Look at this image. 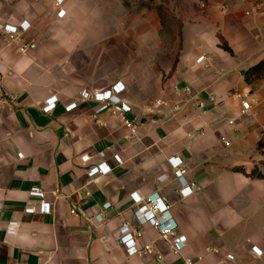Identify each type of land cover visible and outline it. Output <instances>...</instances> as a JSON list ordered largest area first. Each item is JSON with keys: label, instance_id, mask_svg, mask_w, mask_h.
Segmentation results:
<instances>
[{"label": "crops", "instance_id": "0c3cea01", "mask_svg": "<svg viewBox=\"0 0 264 264\" xmlns=\"http://www.w3.org/2000/svg\"><path fill=\"white\" fill-rule=\"evenodd\" d=\"M168 1L183 22L178 60L177 49L155 46L160 21L153 10L139 15L136 0H64L63 19L56 0H0V264H264V77H244L264 60V0ZM23 22L22 43L36 45L26 53L1 33ZM117 83L135 135L81 100ZM51 97L56 108L45 114ZM172 157L198 187L188 198ZM102 161L112 172L89 178ZM153 195L186 239L179 254L137 220L138 201ZM123 225L151 255L126 254Z\"/></svg>", "mask_w": 264, "mask_h": 264}, {"label": "built area", "instance_id": "2783aa9c", "mask_svg": "<svg viewBox=\"0 0 264 264\" xmlns=\"http://www.w3.org/2000/svg\"><path fill=\"white\" fill-rule=\"evenodd\" d=\"M64 0H56L55 6L58 9L57 17L63 19L66 15V11L62 9ZM30 29V24L28 22H23L19 26L5 25L1 33L7 43L21 42L22 52H28L32 49H35V44L22 43L21 36ZM205 61V57L202 56L197 60V63L201 64ZM125 90V87L122 83H117L108 90L100 91H84L81 94L82 101L94 100L101 104L100 108L96 111V116L106 110L113 111L114 116L122 123V125L129 130L132 135H135L138 131V123L136 119H131L129 114L132 113V108L125 103L120 95ZM190 88L185 87L181 93H190ZM13 101V98H10ZM212 102H216L215 98L210 99ZM58 102L57 97H51L46 100L45 105L42 108V111L45 114L53 112L56 108ZM204 103L200 102L199 107L204 108ZM77 108V103H72L66 107L67 112H71ZM252 109V105L248 103L246 107L242 110V113L245 114ZM98 122V121H97ZM99 123V122H98ZM101 159H105V153H100ZM19 158H23L22 154H19ZM114 161L118 165H123L124 162L119 155H114ZM171 166L175 170V175L179 180L180 190L179 193L181 197L188 198L193 195L195 190H198V187L195 183H190L185 179L186 170L184 169V163L182 159L177 157H172L169 160ZM112 172V168L105 162L92 166L87 175L89 178L94 179L98 176H106ZM29 197L31 199L39 200V212L42 214L51 213V205L45 200V192L40 188H33L29 192ZM139 208L136 212L137 220L142 224H149L155 228L162 239L169 242L172 246L173 252L179 254L183 251L185 247L186 239L185 237H180L177 235V225L175 221L167 214L169 211V206L166 205L165 201L160 198L158 195H153L146 200L138 201ZM36 209L33 207H28L25 209V213L34 214ZM74 214L75 211H72ZM97 220H100V216L97 217ZM137 237H140V233H133L128 225H123L120 230V242L124 246L126 254L129 257L140 255L148 256L152 254L150 248H139L137 247L136 240ZM210 249H208L209 251ZM203 259L202 256L197 258L198 261ZM234 257L229 255L228 260L233 261ZM184 264H193L191 258H185Z\"/></svg>", "mask_w": 264, "mask_h": 264}, {"label": "trees", "instance_id": "16d2710c", "mask_svg": "<svg viewBox=\"0 0 264 264\" xmlns=\"http://www.w3.org/2000/svg\"><path fill=\"white\" fill-rule=\"evenodd\" d=\"M154 1V0H153ZM169 1H163V5H158L156 7V12L160 21V24L163 27V30L166 31L168 34H172L173 38L177 40V57L180 53L181 42H182V27L183 22L178 19L174 13V10L170 8ZM224 48L229 50V48L224 45ZM244 77L246 82L251 83L258 79L264 77V60H262L259 64L252 67L248 71L244 73Z\"/></svg>", "mask_w": 264, "mask_h": 264}, {"label": "rangeland", "instance_id": "374dc122", "mask_svg": "<svg viewBox=\"0 0 264 264\" xmlns=\"http://www.w3.org/2000/svg\"><path fill=\"white\" fill-rule=\"evenodd\" d=\"M153 1V0H152ZM163 1L165 0H154L153 2H148L146 0H136V10L138 11V14H141V11L144 9H147L148 12L153 10L154 13V21L157 23L159 18L156 12V7L158 5H163ZM170 5V3H169ZM170 8L172 9V7L170 6ZM140 19V18H139ZM143 20V18L141 19ZM154 35L155 37H157V40L155 42V46L158 47V49L162 52V53H170L171 51L175 52L177 47H178V43L176 38L174 39L172 34H168L166 31L163 30L162 25L159 22V26L155 29L154 31ZM159 37V39H158Z\"/></svg>", "mask_w": 264, "mask_h": 264}]
</instances>
